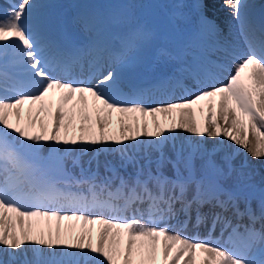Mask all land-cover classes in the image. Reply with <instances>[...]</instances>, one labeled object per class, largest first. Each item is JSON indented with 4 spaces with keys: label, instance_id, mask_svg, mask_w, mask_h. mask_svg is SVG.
<instances>
[{
    "label": "snow or ice",
    "instance_id": "6c2138e0",
    "mask_svg": "<svg viewBox=\"0 0 264 264\" xmlns=\"http://www.w3.org/2000/svg\"><path fill=\"white\" fill-rule=\"evenodd\" d=\"M225 3L242 22L245 51L217 41L218 57L180 64L156 82L186 95L154 104L144 102L142 86L125 83L115 69L93 73L94 84L53 75L71 76L79 58L65 56L51 41L43 5L36 0H14L0 14V264H145L155 260L161 239L166 264H176L181 254L183 264H195L197 251L202 264H264V181L254 183L230 158L218 164L199 142H176L179 130L226 137L253 158H264V23H244L245 0ZM192 7L201 26L215 33L203 0ZM144 35L140 30L128 33L122 50L139 46ZM160 54L168 55L165 49ZM10 57L16 73L8 71ZM229 65L234 72L224 82ZM186 80L198 86L195 94ZM50 93L57 94L54 109L45 103ZM25 104L29 114L22 122ZM194 105H207L202 125ZM41 144L53 148L50 158L36 155ZM88 151L96 155L85 159ZM101 153L112 155L101 159ZM72 169L79 170V179ZM114 181L119 183L114 186ZM81 185L86 190H72ZM137 203H148L150 214L160 221L142 223L119 215ZM164 217L206 224L209 231L231 229L230 236L241 238L242 244L225 248L173 233L167 224L160 226ZM245 217L248 224L241 233L239 222ZM33 218L54 220L55 236L49 229L45 238L41 230L33 239ZM61 221L69 222V233L76 222L81 231L74 239L65 238Z\"/></svg>",
    "mask_w": 264,
    "mask_h": 264
},
{
    "label": "bare ground",
    "instance_id": "6f19581e",
    "mask_svg": "<svg viewBox=\"0 0 264 264\" xmlns=\"http://www.w3.org/2000/svg\"><path fill=\"white\" fill-rule=\"evenodd\" d=\"M143 1L144 0H137L135 2V11L138 13L136 16H133V14L129 15L130 12L132 13L130 8L127 16L123 13L121 6L130 3L128 0H120V2L114 1L112 4H109L108 1L101 4L102 2H95L94 0H36V2L43 5L42 12L48 22V34L51 41L63 51L65 56H75L79 58L78 63L72 68L71 76H67L66 73L61 72H53L52 74L75 79L76 76L78 77L80 75L78 70V68H80L87 71L84 81H91L90 83L94 84L95 81L92 79L93 73L99 71L106 72L107 70L115 69L121 75L125 83L142 86L145 89L143 96L144 102L146 104H154L162 102L168 97L177 98L185 93L183 90L181 93L179 92L180 90H167L166 88L155 85L157 81L164 79L166 76H170L180 64L191 63L205 57H211L213 59L218 57L220 53L216 52L217 41L225 38L228 41H233L232 43L237 45L240 51H245V48L241 45V43L244 44V39L241 35L240 20L233 17L232 9L226 5L225 0H203L205 7L207 6L205 12L215 19L211 20L214 21L216 28L215 33L210 32L201 26L198 12L194 11L195 9L192 7L193 4L191 3L190 10L195 14V19H193L192 25L188 23L189 18L186 20L181 19L177 10H172L169 5L164 4L162 9L163 12L166 10L167 13L164 14V17L161 20L155 22L153 28L134 27L130 29L126 23L133 22L134 18L139 19V17H142L144 9L138 5L137 2L142 3ZM123 2H126V4H123ZM245 3L247 5L250 4L247 7L246 12L249 13L253 20V22L245 21V24L250 23L253 26H258L261 23H264V0H248ZM9 10L10 6L3 0H0V14ZM225 20H230V22H222ZM85 21H87V26H85ZM222 25L231 28L227 27L225 31H222ZM124 27L126 28L124 29ZM133 30H140L145 34L142 43L130 51H124L127 53L125 60L118 61L111 65L112 60L117 55L116 50L122 49L124 38ZM228 36H233L235 38H228ZM237 37L240 38L238 39ZM164 38L169 42V51L164 47ZM241 40H243V42H241ZM156 46H158L157 49ZM162 49L167 50V56H162L160 54ZM9 60L8 71L10 73L18 72L19 70L11 63V57ZM231 72H234V68L229 65L228 71L223 73V81H227V77ZM185 84L187 85L189 92L195 91L196 93L198 86L194 81L186 80ZM126 89V87L122 89L125 97H127ZM56 96V93H50L49 98L45 101L46 106L54 109ZM49 100L51 101V104H49ZM91 103V100H89L90 107ZM32 107L35 108V106ZM193 111L198 124L202 125L204 117L207 114V105H194ZM213 111H215V108H213ZM28 114L29 106L25 104L21 113L22 122ZM44 115V113H41V116ZM148 119L151 126V119ZM161 121L163 122V118H161ZM38 122L36 130H38ZM219 122L223 124L222 120ZM13 123H15V121H13ZM113 126L115 127V123ZM179 131L180 138L176 141L177 143L183 141L185 144H196L199 140H204L209 144L227 142L229 156L237 155L242 158V160L247 159L248 156L251 159H257L253 158L246 149L236 146L226 137H199L184 132L183 130ZM249 140L251 141L249 146L254 147L255 138L251 134H249ZM40 148L42 150L41 158H50V156L48 157V154L53 151V148L47 144H41ZM56 148L60 149L61 146H56ZM135 151H140V149L137 147ZM101 154L104 157L108 155L109 158H111L112 155L111 153ZM92 155H96V153L91 151L85 152L84 158L87 159L88 156ZM26 157L28 159L33 158L31 153H26ZM72 171L79 170L72 169ZM118 183L119 181H114V186ZM58 186L63 187V184ZM117 203L118 206L123 207L122 201ZM130 207H135V214L148 218L154 217V215L150 214L148 203H137ZM130 207L129 209H131ZM126 210L119 214L126 213ZM157 216L160 218L159 215ZM159 221L160 220L157 222ZM142 223L147 222L143 221ZM239 223L241 224L239 232L242 233L244 230L243 225H247L248 220L245 218ZM68 224L69 222L67 221H61L60 228L63 225ZM161 224H167L168 226L174 225L178 227V231L181 233L184 230L189 229V238H193L194 240H210L215 245L221 244L233 249H239L242 244L241 238L235 235L230 236L231 229L222 230L217 227L216 229L209 231V227L206 224L197 225L194 222L187 221L181 223L180 220L169 217H164L163 223ZM259 225V223L256 224L257 228ZM98 227V225L93 226V242H95L96 229ZM60 231L62 236L65 234L68 239H73L72 236L75 237L81 229L79 222H76V229L71 233H69L68 227L62 228ZM39 237L40 235L38 238ZM162 244L163 241L161 239L157 243L155 260H146L145 264H166V259L162 251ZM171 251L172 250L170 249L169 258L171 256ZM139 259L140 257L137 256L136 260L139 261ZM183 260L184 254H181V258L176 264H183ZM202 260V255L197 251L195 254V264H202Z\"/></svg>",
    "mask_w": 264,
    "mask_h": 264
},
{
    "label": "rangeland",
    "instance_id": "374dc122",
    "mask_svg": "<svg viewBox=\"0 0 264 264\" xmlns=\"http://www.w3.org/2000/svg\"><path fill=\"white\" fill-rule=\"evenodd\" d=\"M6 4H8L10 7H11V4L14 2V0H3ZM95 2H102L101 4H104L103 2L105 1H108L109 4H112L114 1H119L120 0H94ZM137 0H128V2L130 3H127L126 2H123V4H126V5H123L121 6L122 8V11L125 15L128 16V11H129V8L131 9L130 11H132V13L130 12L129 15L133 14V16L137 15V11L136 8L134 7L135 6V2ZM248 1V0H247ZM245 0V2H247ZM195 0H144L142 3H138V5H140L143 9H144V12L142 14V17H139V19H136L134 18L133 19V22H127V26H129V28H134V27H141V28H153L155 26V22H157L158 20H161L163 17H164V14L167 13L166 10H164L163 12V6L164 4H167L170 6V8L172 10H177L179 15L181 16V19H188V23L190 25L193 24V19H195V14L191 12V6H190V3L191 4H194ZM250 5V4H249ZM248 5V6H249ZM195 9V8H194ZM205 9H207V6L205 7ZM195 12L196 9L194 10ZM199 15V14H198ZM205 15L208 16L209 20H215L214 18H212V16H209L206 12H205ZM147 17L151 20H148ZM245 21H251L253 22V20L251 19L249 13L246 12L245 10V18H244V23ZM222 22H230V20H225V21H222ZM242 26V22L240 21V27ZM231 28L229 26H224L222 25L221 26V29L222 31H225L226 28ZM126 27H124L125 29ZM228 38H232L234 39L235 37L233 36H228ZM238 39L240 37H237ZM165 39V48L169 51L170 48H169V42ZM226 39H222L220 40V42H223L225 41ZM228 41V40H226ZM230 43H232L233 41H228ZM241 42H243V40H241ZM233 44V43H232ZM241 45L245 48L244 44L241 43ZM163 47V46H162ZM158 48V46H156V49ZM116 57L112 60L111 62V65H113L114 63L118 62V61H121V60H125L126 57H127V53L124 52V50L122 49H119V50H116ZM79 70H81L79 68ZM87 72V71H86ZM93 73V72H92ZM85 72H83L80 76L81 78V81L83 80L84 81V76H85ZM88 82H91V81H88ZM226 82V81H224ZM127 91V89L125 90ZM179 92H183L182 90H180ZM192 94H195V91L191 92ZM186 95V93H183L181 94L179 97L177 98H172V97H168L166 98L165 100H163L162 102H175L176 99L180 98L181 96H184ZM197 143V142H196ZM199 144L201 146L202 149L206 150L208 153L211 154V158L214 159L218 164H223L225 158H230L231 159V164L232 166L237 170V171H243L246 175L250 176L252 181L254 183H257V184H260L262 181H264V158L262 159H251L249 156L247 159H243L240 158L239 156L237 155H230L229 156V152H228V147H227V142L226 143H217V144H209L208 142L204 141V140H199ZM58 149V148H57ZM51 152V151H50ZM77 156H79V153H75ZM37 156H39L40 158L42 157V150L41 148H39L37 150V153H36ZM53 155V151L51 153L48 154V157L52 156ZM100 158L101 159H104L105 157L100 154ZM69 168H70V164L68 165ZM74 173H76V177L77 179L80 178V174H79V171H73ZM104 175H106V173L104 172L103 169H101L100 171V176L103 177ZM59 179V177H57ZM99 182V181H97ZM116 182V181H115ZM86 185H81L79 187H76L74 186L72 188V190L74 191H82V190H86ZM131 209H127L126 210V213H122V214H119L121 217H124L125 219H131L133 218V216H135L136 219L138 220H142L141 222H147L149 223V221L151 220H155V221H158L160 220V218L158 216H155L154 217H149V218H146L142 215H139V214H135L134 213V209L135 207H130ZM137 209H142V208H137ZM112 215H117V213H112ZM246 218V217H245ZM244 218V219H245ZM33 225H34V230L32 232V238L33 239H36L38 238V236L40 235V231L43 230L44 232V235H45V238H47L48 236V232H49V229H51L52 231V234L53 236H55V233H56V222L54 220H51V221H44V220H40V221H36L35 218H33ZM164 224H160V226H163ZM67 225H63L60 229L62 230V228H66ZM170 231L171 232H177L178 231V227L176 226H168ZM257 227V226H256ZM260 227V225L258 226V228ZM19 231V229H18ZM189 232L190 230H184L182 232V234L186 237H189ZM64 237L65 238H68L65 234H64ZM73 239H74V236H72ZM72 239V238H71ZM199 240H204V239H199ZM221 245V244H220ZM223 246V245H221ZM225 247V246H223ZM225 248H228V247H225ZM46 250V249H45ZM29 255H31V253H29ZM123 259V257L121 258Z\"/></svg>",
    "mask_w": 264,
    "mask_h": 264
}]
</instances>
